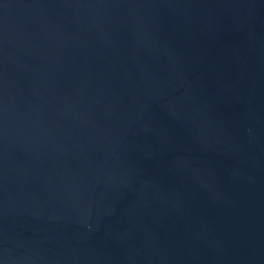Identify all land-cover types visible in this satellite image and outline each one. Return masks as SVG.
Listing matches in <instances>:
<instances>
[{"label": "water", "instance_id": "obj_1", "mask_svg": "<svg viewBox=\"0 0 264 264\" xmlns=\"http://www.w3.org/2000/svg\"><path fill=\"white\" fill-rule=\"evenodd\" d=\"M0 264H264V0H0Z\"/></svg>", "mask_w": 264, "mask_h": 264}]
</instances>
